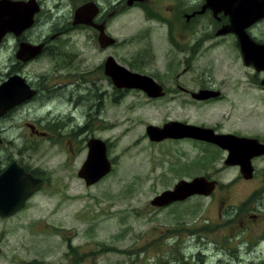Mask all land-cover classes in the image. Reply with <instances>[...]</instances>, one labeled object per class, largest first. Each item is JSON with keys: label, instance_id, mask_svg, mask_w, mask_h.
Listing matches in <instances>:
<instances>
[{"label": "flooded vegetation", "instance_id": "flooded-vegetation-1", "mask_svg": "<svg viewBox=\"0 0 264 264\" xmlns=\"http://www.w3.org/2000/svg\"><path fill=\"white\" fill-rule=\"evenodd\" d=\"M4 1L12 5H22L19 13L20 19L24 20L19 22V25L0 27V107L3 102L5 105H14L0 116V176L16 165L17 169H22L35 179L46 180L47 184L30 199L42 192L50 180L45 170L33 167L31 156H25V153L11 154L12 143L23 140L26 148L29 147L28 151H32L35 143L47 141L53 145L68 146L67 150L70 148L74 155L77 153L76 146L80 148L81 144H85L88 155L89 143L100 140L105 144L110 160L109 143L106 139L96 136L95 122L99 115L106 114L107 106L112 107L115 100L121 101L129 94L137 93L146 97L149 102L170 99L173 103L178 101L182 107L202 106L207 109L217 104L231 103V98L228 97L229 89L231 86L237 88V81L233 78L236 76L235 69L231 66L237 60L252 70L253 75L250 77L253 84L264 91V68L257 69L254 65H246L240 32L237 31L239 28L235 26L237 24L233 25V18L228 10L230 3L213 4L210 0H81L79 4L72 5L71 14L67 19L57 17L56 21L53 19L50 22L52 10L48 5L45 6L46 0H0ZM29 3L30 5L26 6ZM88 3H93L98 10L92 24H77V9ZM61 7V2L57 0L54 8ZM133 13L138 15L140 25L127 28V32L122 33V36L116 35L115 30L123 28L116 29L114 25ZM30 15L31 19L28 18ZM28 23L30 25H27ZM244 23L241 26L249 39L264 46V34L258 33L259 27H264V17L252 24L250 21ZM77 40H81L82 45L79 46ZM101 41H108V45L102 46ZM86 50L91 51L90 56L85 53ZM119 67L137 77L151 79L160 86L162 95L153 98L143 89L120 87L121 85L115 84L118 78L114 74ZM221 74L225 76L218 82ZM233 82L236 84L231 85ZM3 90L9 97L5 101L2 100L5 98L2 95ZM19 93L21 97L18 100L24 99L17 103ZM253 97L258 99L256 94H253ZM31 110L43 116L30 121L20 119L22 113H29ZM253 115L255 116V113L252 110V113H247L244 118L248 121ZM178 116L180 117V114ZM180 118L156 127L163 128L165 124L174 122L211 130L216 136H233L264 145L263 127L254 131L255 128H246L245 123H241L236 126V130L229 131L220 123L209 122L211 120L191 122ZM17 127L22 132L10 135L9 132ZM168 140L176 144H195L201 148L209 146L214 149L216 157L224 153V169L236 168L237 181L250 182L263 175L258 172L256 163L264 160V154L250 158L252 177L245 178L241 165L225 164L229 152L216 144L192 137ZM262 171L264 173V168ZM202 177L216 182L214 193L223 186L212 175ZM258 193L254 192L248 199ZM176 204L178 203L167 207ZM249 204H227L226 198L221 199L217 204L218 219L206 220L199 228V233L214 232L217 228L228 226L223 239L225 238L226 243L235 241V248L229 247V253H226L225 248L219 252L221 248L218 245L198 244L199 250L194 256L196 264H208L205 256L209 254L215 255V264H221L222 258L227 256L232 259L230 255H234L237 264V232L242 233H239L238 237L245 236L247 231L251 233L250 221L259 216L255 214L245 219L251 210ZM232 206L235 207L230 216L232 218L226 219L227 211ZM10 218L0 217V221ZM214 225L217 227H213ZM174 228V233H177V227ZM173 237L182 239L176 234ZM244 242L260 251L264 247V235L259 234L253 240L244 239ZM171 247L174 252L178 249L184 257L177 244H171ZM175 259L179 261L178 258ZM186 259H182V263L190 264ZM229 262L231 261L225 260V264Z\"/></svg>", "mask_w": 264, "mask_h": 264}, {"label": "rangeland", "instance_id": "rangeland-1", "mask_svg": "<svg viewBox=\"0 0 264 264\" xmlns=\"http://www.w3.org/2000/svg\"><path fill=\"white\" fill-rule=\"evenodd\" d=\"M58 1L62 5L59 9L54 8L57 0H46L45 6L52 10L50 22L57 17L67 19L72 5L82 2ZM139 23L138 15L131 14L114 25L116 29L123 28L115 30L116 35H124L127 28L138 27ZM258 33L264 34V27H259ZM77 42L82 45L81 40ZM85 53L91 55L89 50ZM224 60L226 64V57ZM231 68L235 69L233 78L237 81V88L231 86L228 92L231 103L217 104L207 110L202 106L182 107L170 99L149 102L141 94L131 93L121 101L115 100L112 107L107 106L106 114L97 117L95 133L109 143L112 170L93 186H87L78 177L87 156L85 144L76 146L74 155L70 148L67 150L68 146L47 141L35 143L32 151H28L23 140L12 143L11 154L31 156L33 167L45 170L50 181L29 200L23 212L0 221V264H181L184 258L196 264L198 244L218 245L221 248L218 251L225 248L226 253L229 247L235 248V241L226 243L223 239L228 226L199 233L206 220L218 219L217 204L222 198H226L227 204L249 202L251 210L245 219L259 215L250 221L251 233L247 231L244 237H238L241 232H237V264L264 263V247L258 251L244 242L264 235V217L261 218L264 216V160L256 163L258 172L263 174L261 178L241 182L237 181L236 168L224 169V153L216 157L209 146L201 148L185 142L155 143L146 135L148 125L162 126L180 117L191 122L211 120L229 131L236 130L241 123L246 128H255L254 131L264 128V91L253 84L250 77L253 72L242 62L237 60ZM224 76L221 74L218 82ZM252 110L255 116L246 121L244 117ZM39 116L40 113L31 110L22 113L20 119L30 121ZM21 132L17 127L9 133ZM206 175H212L223 185L209 197L192 196L162 209L151 205L156 196L172 190L179 181ZM254 192L259 193L248 199ZM234 209L233 206L228 209L226 219ZM174 234L182 239L172 238ZM171 244H177L184 257L178 249L174 252ZM230 256L232 259L222 258L221 264L225 260L231 261L227 264H235L234 255ZM205 258L208 264L217 263L214 254Z\"/></svg>", "mask_w": 264, "mask_h": 264}, {"label": "water", "instance_id": "water-1", "mask_svg": "<svg viewBox=\"0 0 264 264\" xmlns=\"http://www.w3.org/2000/svg\"><path fill=\"white\" fill-rule=\"evenodd\" d=\"M213 4H229V13L232 16L233 25L237 26L239 33L242 53L246 65H254L257 69L264 68V46L255 44L244 33V22L254 23L256 20L264 17V0H210ZM211 3V4H212ZM30 3L26 6H29ZM22 5H12L6 1L0 2V27H12L19 25L23 19H20ZM217 7V6H216ZM26 8V7H25ZM96 6L88 3L77 9L75 21L77 24H92V19L97 13ZM36 12V11H35ZM34 12V13H35ZM34 15V14H32ZM30 15L28 18L31 19ZM253 20V21H252ZM27 21V20H26ZM24 21V22H26ZM20 22V23H19ZM30 23V22H29ZM27 25H30V24ZM249 23V24H250ZM245 24V23H244ZM247 24V25H249ZM246 27V26H245ZM244 27V28H245ZM112 40L110 41V43ZM102 46L108 45V41H101ZM115 77L118 78L115 84L120 87H130L143 89L149 97H159L162 90L151 79L137 77L127 70L119 67ZM6 90V89H5ZM5 90L2 95L3 101L8 99ZM21 90H19L20 92ZM21 93V92H20ZM20 93L17 96V103L24 98ZM201 98L200 95H196ZM16 99V98H13ZM1 101V102H3ZM16 101V100H15ZM14 105H3L0 107V116L12 108ZM147 134L151 141L160 142L165 139H178L183 137H192L201 141L213 143L229 152L225 161L227 166L241 165L245 178H251L252 167L250 158L254 155L264 154V145L251 143L248 139L237 138L233 136H216L211 130H206L194 126H188L180 123L169 122L163 128L148 126ZM112 169V164L107 158L105 144L100 140H94L89 143L88 156L79 170L78 177L85 182L87 186H93L100 182ZM46 184L45 180L35 179L25 173L22 169H17L16 165L9 168L0 176V217L7 219L26 207L29 198L41 190ZM216 189V182L210 181L205 177H195L191 181L181 180L172 190H167L156 196L151 205L162 208L175 202H183L192 196L209 197Z\"/></svg>", "mask_w": 264, "mask_h": 264}, {"label": "bare ground", "instance_id": "bare-ground-1", "mask_svg": "<svg viewBox=\"0 0 264 264\" xmlns=\"http://www.w3.org/2000/svg\"><path fill=\"white\" fill-rule=\"evenodd\" d=\"M165 140H168V139H165ZM150 141H151V140H150ZM163 141H164V140H163ZM151 142H153V141H151ZM160 142H162V141H160ZM155 143H159V142H155ZM107 158H108V157H107ZM108 160H109V159H108ZM111 170H112V169H111ZM110 172H111V171H110ZM110 172H109V173H110ZM109 173H108V174H109ZM108 174H107V175H108ZM107 175H106V176H107ZM106 176H105V177H106ZM105 177H104V178H105ZM104 178H102L101 180H103ZM41 180H43V179H41ZM101 180H100V181H101ZM45 181H46V180H45ZM210 181H211V180H210ZM46 184H47V181H46ZM46 184H45V185H46Z\"/></svg>", "mask_w": 264, "mask_h": 264}]
</instances>
